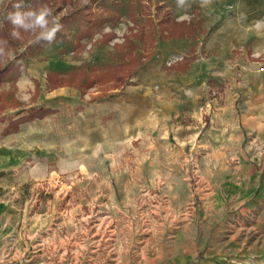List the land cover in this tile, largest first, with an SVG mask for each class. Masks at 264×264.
I'll list each match as a JSON object with an SVG mask.
<instances>
[{
    "label": "rangeland",
    "instance_id": "1",
    "mask_svg": "<svg viewBox=\"0 0 264 264\" xmlns=\"http://www.w3.org/2000/svg\"><path fill=\"white\" fill-rule=\"evenodd\" d=\"M52 1L76 18L51 45L24 32L0 64L19 105L0 112V264H264V115L248 118L264 108V0ZM92 7L117 22L72 55ZM148 13L152 44L132 39L142 61L122 86L50 89V71L121 63L114 42ZM34 108L55 112L13 122Z\"/></svg>",
    "mask_w": 264,
    "mask_h": 264
},
{
    "label": "trees",
    "instance_id": "2",
    "mask_svg": "<svg viewBox=\"0 0 264 264\" xmlns=\"http://www.w3.org/2000/svg\"><path fill=\"white\" fill-rule=\"evenodd\" d=\"M20 1V0H19ZM35 1V0H33ZM39 6H42L43 1H38ZM46 1V0H45ZM80 1V0H78ZM77 1V2H78ZM83 1H90V0H83ZM51 0H49L45 5L52 7L55 5L52 1L50 5ZM94 2V0H92ZM91 2V4H92ZM70 4H74V1H70ZM90 4V5H91ZM37 8V9H38ZM14 9L9 8L7 3L3 4L2 7L0 8V48H2L4 51L3 53H0V64L2 62L3 58H8L9 54L14 52L15 50L18 49V44L22 40V36L24 35L23 30H21V35L20 37L14 38L11 35V30L12 26L11 24L6 20V15L9 11H13ZM82 14V22H85V26L83 28L80 26L78 28L77 32V38L75 40L74 46L72 47L71 53L72 55H77V53L82 52L86 44L80 42L81 39L90 37L94 35L96 30L101 26L103 22H106L107 20H110V25L114 26V24L117 22L118 15L115 16L114 18H108V15L105 17L104 11H99L96 10L95 7L92 9L88 10H83L79 11ZM78 12V13H79ZM150 13L147 14L146 19H145V24L143 25L142 29L140 28H134L133 26L136 25L137 23V17L136 14L129 16L130 21L132 22V25L128 26V32L124 33L122 35V41L120 43L114 42V50H121L122 48H125V50L122 52V61L118 65H108L105 69H98V67L92 66L91 68H87L84 64L81 66H78V68H75L67 73H57L54 71L48 72L46 74V81L50 86V89L56 88V87H63V86H73L76 89H86L89 87H92L95 84H101L105 83L104 91H107L108 89L110 90L113 88H118L119 86H122L125 80L128 78V76L137 68V66L141 63L142 59L140 58L141 56L136 52V48H138V45L132 42V39L138 38L142 42H147L151 46L152 42L148 41L147 38L144 35L145 29L149 31L151 30L153 26V19L151 18ZM73 15V14H72ZM68 15L66 17V20H72L75 19V15ZM158 15V14H157ZM66 16V15H65ZM64 16V17H65ZM101 16V17H100ZM104 16V17H103ZM64 17L61 18L60 22L64 25H66V20L64 21ZM162 18V17H161ZM158 19L157 24L158 26L161 27L159 30H168L169 34L177 33L180 29V27H186L188 25V22L185 21H180V22H174L173 25H169L168 21L166 18L163 19ZM159 27V28H160ZM111 32H106L102 33L101 37L99 38V43L102 45H107L108 41L110 38L113 37V34H110ZM64 34V39L66 40V33ZM66 35V36H65ZM145 35H151V32H146ZM150 54H146L145 56H142L144 60L150 58ZM183 60V59H182ZM177 64V63H174ZM11 68L12 66L10 64L4 65L3 67H0V87L3 86V81L6 79L10 78L11 74ZM20 72V70H18ZM17 71V72H18ZM99 76V77H98ZM76 77L75 79H73ZM14 87V86H12ZM106 88V89H105ZM9 93V90H0V112L5 110V108L9 106H13V108L19 106L17 101H15L16 106L11 103L13 97H11V100H4V96ZM14 102V101H13ZM10 103L12 105H10ZM55 112L54 109L52 108H34L26 112V114H23L20 116L19 119L16 121H13L16 125L20 124L21 122H26V121H33L35 118H43L51 113Z\"/></svg>",
    "mask_w": 264,
    "mask_h": 264
},
{
    "label": "clouds",
    "instance_id": "3",
    "mask_svg": "<svg viewBox=\"0 0 264 264\" xmlns=\"http://www.w3.org/2000/svg\"><path fill=\"white\" fill-rule=\"evenodd\" d=\"M178 7H183L186 0H176ZM206 3L210 0H205ZM13 11H9L6 15V20L11 24V35L14 38H19L21 30L23 32L35 33L38 29L39 36L37 42L43 41L48 45L53 44L56 41L57 33L63 30V24L60 22L58 16L53 15V9L47 5H42L38 9L28 8L24 9L23 0L13 5ZM51 17V20H49ZM184 17H182L183 19ZM242 19L243 17L242 14ZM52 25L49 27V25ZM264 25V20H257L254 22L256 28H260ZM3 49L0 48V53H3Z\"/></svg>",
    "mask_w": 264,
    "mask_h": 264
},
{
    "label": "crops",
    "instance_id": "4",
    "mask_svg": "<svg viewBox=\"0 0 264 264\" xmlns=\"http://www.w3.org/2000/svg\"><path fill=\"white\" fill-rule=\"evenodd\" d=\"M263 115H264V108H260L257 111L253 112V114H250L248 118H250L251 120L257 121Z\"/></svg>",
    "mask_w": 264,
    "mask_h": 264
}]
</instances>
